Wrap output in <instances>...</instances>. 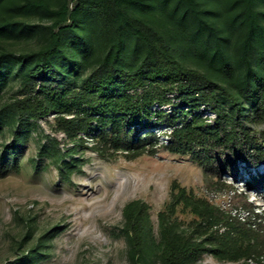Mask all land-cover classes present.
<instances>
[{"label": "trees", "instance_id": "16d2710c", "mask_svg": "<svg viewBox=\"0 0 264 264\" xmlns=\"http://www.w3.org/2000/svg\"><path fill=\"white\" fill-rule=\"evenodd\" d=\"M259 1L264 4V0H222L221 8L210 12L229 14L230 26L241 29L234 55L226 50V37L206 18L207 11L198 0H77L71 10L65 0L57 8L43 0L11 5L21 14L41 11L52 22L48 41L32 53L34 62L18 95L0 106V128L14 126L13 133L19 138L23 117L37 119L53 113L58 129L81 144L90 137V147L99 156L120 153L133 159L156 151L152 143L155 131L141 133V129L165 123L170 128L165 132L166 147L191 155L202 169L206 190L232 191L231 209H225L174 183L169 201L158 213V237L149 204L141 199L126 202L121 231L132 261L156 256L161 264H196L203 253L211 252L222 260L264 264V208L252 205L222 177L224 173L235 176L239 162L252 170L264 166V130L259 137L251 134L246 122L250 116L244 114L242 105L248 104L256 116L264 113V10L256 8ZM130 10L156 11L186 30V51L207 71L181 64L163 34L132 16ZM82 19L91 30L101 27L110 44L96 66L75 82L66 79L55 58L64 54L65 33L77 35L75 26ZM67 20L70 24L62 25ZM8 34L0 27V35ZM123 36L137 37L143 48L141 58L130 69L120 59ZM216 89L223 91L216 93ZM171 93L177 100L170 111L152 110L154 103L169 101L166 95ZM205 108L214 113L212 120L202 115ZM8 149L0 153V177L18 168L14 146ZM50 149L42 144L38 155L49 154ZM68 153H60L56 160L61 173L77 167L65 160ZM247 184L264 187V173L250 174ZM178 206L193 215L186 225L175 216Z\"/></svg>", "mask_w": 264, "mask_h": 264}, {"label": "rangeland", "instance_id": "374dc122", "mask_svg": "<svg viewBox=\"0 0 264 264\" xmlns=\"http://www.w3.org/2000/svg\"><path fill=\"white\" fill-rule=\"evenodd\" d=\"M25 0H5L0 5V27L8 35H0V106L18 95L23 77L33 64L32 53L46 44L48 26L52 17L41 11L21 14L11 5ZM52 8L63 0H43ZM211 21L227 39L226 50L237 53L242 37L240 28L230 26L229 14H212L223 5L222 0H198ZM226 2L228 0H225ZM71 10L77 0H65ZM256 8L264 10L257 2ZM130 14L146 21L160 31L176 49L181 64L200 69L194 55L186 51V30L156 11L130 10ZM264 24V19L262 20ZM69 25L70 20L62 23ZM77 35L65 33L64 54L56 56L55 63L66 79L79 82L84 78L108 49L110 39L101 27L91 30L84 19L75 26ZM143 54L141 42L134 36H123L120 42V59L123 66L132 68ZM224 89L229 90L226 83ZM139 91V90H138ZM221 89H216L220 93ZM169 101L152 110L170 111L177 100L176 94L166 95ZM251 134L259 137L264 130V113L256 116L242 103ZM202 109V108H201ZM202 115L213 119L214 113L205 108ZM153 117L152 119H154ZM21 133L17 138L14 126L0 128V153H7L13 145L18 168L0 177V264H161L156 256L145 261H132L121 228L122 208L132 199H141L150 206L154 234L158 237V213L165 208L170 190L175 183L199 198H205L225 209H231L227 193L208 192L204 185L201 167L189 153L180 154L166 147L169 127L161 123L145 127L141 133L155 131L152 143L156 151L133 159L117 153L103 158L90 147L91 138L85 144L69 138L57 128L54 114L37 119H21ZM80 136H84L83 133ZM42 144L51 147L49 154L38 155ZM68 150L65 160L77 165L69 173H61L56 162L58 155ZM235 176L224 173L225 182L244 193L252 205L264 208V187H248L250 174L264 173V166L246 168L242 162ZM235 211V210H234ZM233 211V212H234ZM245 215V213H243ZM175 216L182 225L193 218L189 211L178 206ZM196 264H246L243 260L230 261L205 252Z\"/></svg>", "mask_w": 264, "mask_h": 264}]
</instances>
